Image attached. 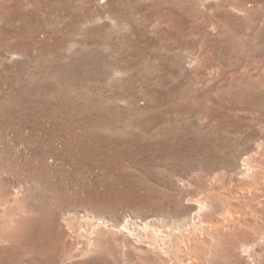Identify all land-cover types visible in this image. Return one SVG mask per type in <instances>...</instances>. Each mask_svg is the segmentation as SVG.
<instances>
[{
    "label": "rangeland",
    "instance_id": "obj_1",
    "mask_svg": "<svg viewBox=\"0 0 264 264\" xmlns=\"http://www.w3.org/2000/svg\"><path fill=\"white\" fill-rule=\"evenodd\" d=\"M0 264H264V0H0Z\"/></svg>",
    "mask_w": 264,
    "mask_h": 264
}]
</instances>
